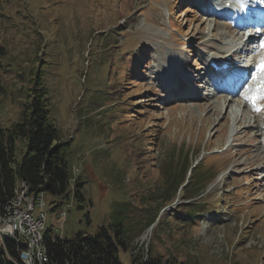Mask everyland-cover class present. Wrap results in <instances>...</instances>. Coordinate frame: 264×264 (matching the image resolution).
<instances>
[{
    "label": "rangeland",
    "instance_id": "374dc122",
    "mask_svg": "<svg viewBox=\"0 0 264 264\" xmlns=\"http://www.w3.org/2000/svg\"><path fill=\"white\" fill-rule=\"evenodd\" d=\"M235 38L190 0H0V43L9 51L0 124L18 120L32 61H50L52 116L72 143L74 178L85 182L81 208L70 197L53 211L59 198L45 195V230L69 239L122 223L130 251L118 257L131 264L132 247L146 252L158 220H167L155 239L164 258L264 264V113L239 108V97L226 102L200 79L206 58ZM42 46H50L46 55ZM24 151L18 141L17 160ZM202 157L190 196L157 200L168 163L183 168ZM189 197L205 199L195 219L184 213Z\"/></svg>",
    "mask_w": 264,
    "mask_h": 264
},
{
    "label": "trees",
    "instance_id": "16d2710c",
    "mask_svg": "<svg viewBox=\"0 0 264 264\" xmlns=\"http://www.w3.org/2000/svg\"><path fill=\"white\" fill-rule=\"evenodd\" d=\"M59 1L61 0H56V3ZM98 42L104 44L102 40ZM94 43L95 41H92V45ZM49 50L50 46L46 48L42 46L45 55ZM8 53L6 45L0 43V96L4 94L2 72L5 66L2 60ZM49 64L50 61L43 65L36 59L32 61L30 81L24 90V99L20 102L18 120L9 126L0 124V207L14 195L18 181L28 186V194L33 197L43 192L54 199L59 198L58 201H53V211L70 197L75 199L78 208L87 201L84 192L85 182L78 177L74 178L73 184L71 183L72 143L61 140L52 116L51 87L45 73ZM18 141L25 145L20 160L16 159ZM202 160L203 158L194 167L188 164L183 168L181 163H168L164 172V188L160 189L163 195H159L164 199L157 200L171 201L176 195L182 194L181 192L184 193V198L190 196L189 193L199 186L202 175L199 174V168ZM193 179L195 182L191 188ZM185 183L186 185L181 188ZM204 192L205 190H202L198 196ZM144 197L143 195V199ZM194 197H189V200H193L191 198ZM193 201L194 203H189L190 208L184 211L188 219H195L196 213L203 211L201 205L205 199ZM156 219L157 217L150 218L147 225H152ZM164 225L168 226L167 220H158L153 229L154 240L146 247V252L144 248L137 250L136 245L132 247L131 264H200L199 260H181L176 255L164 258L155 249L157 232L165 230ZM130 238L131 236H126L123 232L122 223H118L99 226L94 234L79 231L69 239L53 237L51 232L46 230L43 234V244L49 261L54 264H122L118 253L120 250L130 251ZM3 242V245L0 243V264H13L12 258H18L23 245L10 239H4Z\"/></svg>",
    "mask_w": 264,
    "mask_h": 264
},
{
    "label": "built area",
    "instance_id": "2783aa9c",
    "mask_svg": "<svg viewBox=\"0 0 264 264\" xmlns=\"http://www.w3.org/2000/svg\"><path fill=\"white\" fill-rule=\"evenodd\" d=\"M27 192L28 186L21 182L17 193L0 207V229L4 230L5 239L10 236L12 240L23 245L18 258H12V263L20 264V258H28L31 264H54L52 261L41 260L39 236L45 227L42 211L44 201L40 194L34 199ZM35 205L41 209L38 217L33 214ZM64 215L61 214L62 217Z\"/></svg>",
    "mask_w": 264,
    "mask_h": 264
},
{
    "label": "bare ground",
    "instance_id": "6f19581e",
    "mask_svg": "<svg viewBox=\"0 0 264 264\" xmlns=\"http://www.w3.org/2000/svg\"><path fill=\"white\" fill-rule=\"evenodd\" d=\"M201 1V0H200ZM228 1V0H227ZM222 6H225V3L222 4ZM233 42H234V39H230V40H227V43H225V46H227L228 48H226L225 50L223 51H218L219 53H222L224 55H227L229 52H231L232 50H236V45H233ZM230 45V46H229ZM230 50V51H229ZM228 51V52H227ZM264 57V56H263ZM209 59V60H208ZM208 61H211L212 59L211 58H207ZM206 72V70H205ZM191 81H190V85H191ZM189 85V86H190ZM262 85V84H261ZM263 87V86H262ZM191 99V97H190ZM230 102V101H229ZM230 105V104H228ZM258 126V127H257ZM258 131H261V128H260V123L257 122L256 123V127H255ZM263 149V155H264V146L262 147ZM18 191V188H16V190L14 191V195L17 193ZM42 196V200H43V193L40 194ZM43 216H44V219H45V214L43 212ZM5 239V233H4V230L0 229V242L1 244H3V241ZM39 246H40V249H41V260L43 261H49L48 257H47V253H46V250H45V247H44V244H43V236H42V230L40 231V236H39ZM28 258H20V264H26Z\"/></svg>",
    "mask_w": 264,
    "mask_h": 264
},
{
    "label": "snow or ice",
    "instance_id": "6c2138e0",
    "mask_svg": "<svg viewBox=\"0 0 264 264\" xmlns=\"http://www.w3.org/2000/svg\"><path fill=\"white\" fill-rule=\"evenodd\" d=\"M261 46L264 47V41L261 42ZM257 72H264V61L261 62L260 65L257 66ZM255 79V76L253 77ZM259 91V89H258ZM248 97H246L247 99ZM253 101H255V99H257V97H252L251 98Z\"/></svg>",
    "mask_w": 264,
    "mask_h": 264
},
{
    "label": "water",
    "instance_id": "95a60500",
    "mask_svg": "<svg viewBox=\"0 0 264 264\" xmlns=\"http://www.w3.org/2000/svg\"><path fill=\"white\" fill-rule=\"evenodd\" d=\"M7 238H8V239H11V237H7ZM26 264H31V260L28 259L27 262H26Z\"/></svg>",
    "mask_w": 264,
    "mask_h": 264
}]
</instances>
